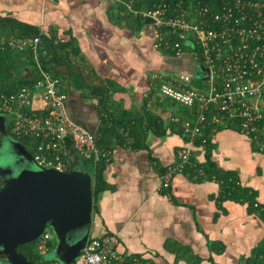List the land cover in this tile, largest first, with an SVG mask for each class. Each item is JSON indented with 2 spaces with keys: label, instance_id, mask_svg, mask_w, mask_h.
<instances>
[{
  "label": "crops",
  "instance_id": "obj_1",
  "mask_svg": "<svg viewBox=\"0 0 264 264\" xmlns=\"http://www.w3.org/2000/svg\"><path fill=\"white\" fill-rule=\"evenodd\" d=\"M118 8L112 0H0V15L70 42L68 63L53 69L67 94L69 118L98 136L105 117L106 128L114 125L119 134L110 139L111 158L102 173L106 186L94 200L88 238L116 233L119 252L154 264L253 263L264 249V151L233 124L208 135L213 166L235 173L253 192L257 208L221 198L215 182L195 180L188 170L162 190L160 171L187 143L174 120L186 118L187 108L160 95L154 75L201 71L188 54L154 49L151 28L137 29ZM146 112L161 119L163 135L148 126ZM136 115L144 117L146 131L138 145L127 135L128 125L117 123ZM204 153L202 145H192L195 162H204Z\"/></svg>",
  "mask_w": 264,
  "mask_h": 264
},
{
  "label": "built area",
  "instance_id": "obj_2",
  "mask_svg": "<svg viewBox=\"0 0 264 264\" xmlns=\"http://www.w3.org/2000/svg\"><path fill=\"white\" fill-rule=\"evenodd\" d=\"M112 1L122 3L151 28L154 49L174 56L188 54L202 67L198 77L203 85L198 87L193 84L195 76L185 71L154 75L160 80L156 87L160 95L193 112L181 122L187 143L160 174V188L170 187L171 179L190 163L193 140L207 122H235L239 132L264 151V0H152L143 9H134V0ZM145 17L152 21L144 23ZM39 43L38 35L16 34L6 41L11 49L32 52L38 74L31 84L0 93L6 133L13 140H36L31 154L38 167L69 170L74 151L93 165L101 158L110 160L111 150L100 148L96 135L67 115L61 78L42 66L40 57L46 50ZM50 237L45 229L36 238L40 254L48 252ZM118 243L116 233L90 237L73 264H154L122 254Z\"/></svg>",
  "mask_w": 264,
  "mask_h": 264
},
{
  "label": "water",
  "instance_id": "obj_3",
  "mask_svg": "<svg viewBox=\"0 0 264 264\" xmlns=\"http://www.w3.org/2000/svg\"><path fill=\"white\" fill-rule=\"evenodd\" d=\"M6 132L0 117V142ZM11 147L14 161L0 158V264H33L17 247L33 245L45 229L55 240L54 259L73 264L89 237L93 211L92 176L77 158L83 156L74 151L66 171L33 169L27 165L31 151L16 140Z\"/></svg>",
  "mask_w": 264,
  "mask_h": 264
},
{
  "label": "trees",
  "instance_id": "obj_4",
  "mask_svg": "<svg viewBox=\"0 0 264 264\" xmlns=\"http://www.w3.org/2000/svg\"><path fill=\"white\" fill-rule=\"evenodd\" d=\"M151 1L152 0H134L132 7L134 9L147 8L150 5ZM119 5L120 8H118L117 11L122 15H125L127 18L131 19V22L134 23L137 29L143 26V22L140 18L136 16H131V14L128 13L122 3H120ZM16 34L19 36L38 35L40 37L39 46L46 50V56L40 57V61L42 63V66L46 70H49L53 73V69L57 67V65H63L68 63L67 47L70 42L64 43L59 40H56L54 37L44 34L35 25L21 22L9 16L0 15V93L14 92L18 90L21 86L31 84L38 77V74L34 67L32 52L29 49L17 51L11 49L6 45L7 39L10 36ZM170 54L173 55L172 53ZM193 84L198 87L203 85V82H201L200 77L195 76ZM192 113L193 112L187 108L185 117L191 118L193 115ZM145 117H147L148 119V126H150L151 129L154 130V133H156L157 135H163L166 132V129L163 128V124L160 118L155 117L152 113L149 112H146ZM143 118L144 117L142 115H136L133 117H128V119L126 120L123 119V122H117L120 123V125L121 123H125L128 125L127 135L135 139L133 142L137 145L140 140L146 135V131H143L141 129V123L143 122ZM101 119L102 126L98 136H96V143L100 148L111 150L112 147L110 145V139L112 137L119 138V134L117 133V129L114 125L111 128H106V126L108 125V121L105 117ZM182 120L180 119L177 122H179V124L181 125ZM231 122L232 121L226 122L223 125H215L209 122L204 124V126L201 128V133L194 138L193 145L203 146V148L205 149V161L202 163H197L193 159H191L190 163L184 166L182 172L188 170L190 172L191 177L195 180L214 181L218 185V191L220 192L219 195L221 198L229 197L236 200H240L243 203H246L247 207L249 206L254 209L257 208L259 204L254 199L255 196L253 192L250 191L247 186L242 184V182L235 173H221L213 166L212 162L210 161L211 146L208 137L209 132L212 130V128L219 126H226L228 124H233L236 126L235 122ZM180 132L185 138V140H187L186 136L182 132V125L180 128ZM14 140L24 144L27 148L30 149V151H33V148L35 147L36 143V140L28 138H20ZM109 161L110 160L106 161L104 158H101L97 160L94 165L88 161L91 168L90 174L92 176L93 204L96 195L106 186L103 180L102 173L105 169L107 162ZM163 170L160 171V174L163 172ZM169 188L170 187L161 189L168 190ZM47 245L48 251L52 252L55 248V240H49ZM17 250L33 264H48L50 261L47 254L45 256V254H40L38 252V250L36 249V243H34L33 245H20L17 247ZM261 250L262 251L258 254V258H252L250 260L254 264H264V249Z\"/></svg>",
  "mask_w": 264,
  "mask_h": 264
},
{
  "label": "rangeland",
  "instance_id": "obj_5",
  "mask_svg": "<svg viewBox=\"0 0 264 264\" xmlns=\"http://www.w3.org/2000/svg\"><path fill=\"white\" fill-rule=\"evenodd\" d=\"M170 73H174L172 71H167V73L165 75H174V74H170ZM194 76V75H193ZM11 140L12 137L9 134H5L1 140V145H0V158L1 159H6L9 160V162L14 161V158L12 160V153H13V148L11 147ZM77 158L80 160L79 163V167L83 170H86L87 172H89V174L91 173V168L89 165L88 161H85L81 156H77ZM2 162V160H0V163ZM29 165L30 168L33 169H38L39 167L34 163V161L31 159L29 160V163L27 164ZM6 174L8 175V172H6ZM17 173H14V175H16ZM49 231V229H47ZM50 232V231H49ZM51 234V232H50ZM51 241H54V238L51 236L50 237ZM49 252V251H48ZM46 253L47 256L51 257L52 259H54L52 257L53 253L49 252ZM45 254V256H46ZM54 256V255H53ZM55 260V259H54ZM58 262V260L56 261Z\"/></svg>",
  "mask_w": 264,
  "mask_h": 264
},
{
  "label": "flooded vegetation",
  "instance_id": "obj_6",
  "mask_svg": "<svg viewBox=\"0 0 264 264\" xmlns=\"http://www.w3.org/2000/svg\"><path fill=\"white\" fill-rule=\"evenodd\" d=\"M0 145H1V142H0ZM50 236H51V234H50Z\"/></svg>",
  "mask_w": 264,
  "mask_h": 264
}]
</instances>
